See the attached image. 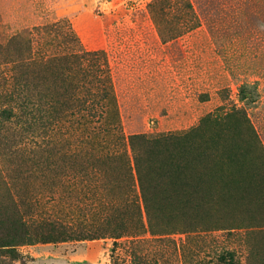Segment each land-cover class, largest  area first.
Instances as JSON below:
<instances>
[{"label":"rangeland","instance_id":"1","mask_svg":"<svg viewBox=\"0 0 264 264\" xmlns=\"http://www.w3.org/2000/svg\"><path fill=\"white\" fill-rule=\"evenodd\" d=\"M154 1L0 0V193L3 179L42 192L38 214L47 218L63 216L70 201L86 220L96 209L88 182L79 184L78 191H85L78 197H69L61 177L70 166L79 168V157L69 155L80 142L74 131L68 135L46 124L45 100L37 102L36 94L50 86L35 81L30 66L18 79L16 63L29 48L30 61L66 52L62 33L38 34L32 30L37 26L70 30L86 50L106 54L125 137L184 133L208 114L236 107L247 115L264 150V0H187L190 14L179 9L178 0H167L166 23L160 27L149 13ZM193 20L196 27L177 36L181 24ZM17 79L26 85V115L18 106ZM232 124L226 123L229 136L242 131ZM217 131L212 125L204 130L206 137ZM235 143L249 154L247 144ZM254 174L256 186L244 200L231 197L213 206L195 232L161 238L146 234L138 242L105 238L36 244L17 249L30 258L27 262L3 259L10 264H264V166L258 161ZM229 175L249 178V173L234 171L216 173L213 180Z\"/></svg>","mask_w":264,"mask_h":264},{"label":"trees","instance_id":"2","mask_svg":"<svg viewBox=\"0 0 264 264\" xmlns=\"http://www.w3.org/2000/svg\"><path fill=\"white\" fill-rule=\"evenodd\" d=\"M166 2L155 0L149 6V13L159 27L166 23ZM178 2L182 12L190 14L193 10L187 0ZM196 25L194 20L184 22L177 36ZM32 30L53 37L62 33L66 52L30 61L29 48L28 57L16 63L18 79L30 66L36 72L35 81L50 86L45 94H36L37 102L45 100L46 124L59 131L63 129L68 135L74 131L80 142L69 155L79 157V168L74 164L61 177L67 180L69 197H78V193L85 191H78L79 184L88 182L87 193L96 209L91 219L86 220V213L70 201L63 216L43 217L38 214L42 192H28L3 179L0 264H10L5 258L27 262L30 258L17 252L22 246L105 238L115 243L122 238L138 242L146 234L161 238L178 231L195 232L194 229L204 225L213 206L231 197L244 200V194L256 186L254 170L257 161L264 166V150L243 110L232 107L224 114L210 113L201 119L198 127L184 133L154 136L139 133L125 137L106 54L86 50L70 30L60 32L55 25ZM30 42L31 38L27 44ZM18 79V106L26 115V85ZM33 108L41 113L38 103ZM3 114L7 118L11 116L10 112ZM229 121H233L231 127L242 131L229 136L226 126ZM209 125L218 130L215 136L206 137L204 130ZM235 141L247 144L249 154ZM234 171L249 173V178L241 180L229 175L223 181L213 180L216 173ZM234 191L241 195L231 196Z\"/></svg>","mask_w":264,"mask_h":264}]
</instances>
